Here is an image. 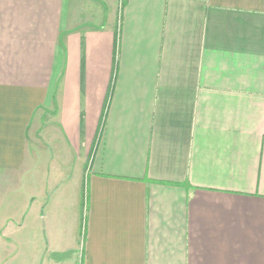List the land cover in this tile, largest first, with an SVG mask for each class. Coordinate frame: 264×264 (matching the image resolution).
Returning a JSON list of instances; mask_svg holds the SVG:
<instances>
[{
    "label": "crops",
    "instance_id": "0c3cea01",
    "mask_svg": "<svg viewBox=\"0 0 264 264\" xmlns=\"http://www.w3.org/2000/svg\"><path fill=\"white\" fill-rule=\"evenodd\" d=\"M47 151L54 264H264V0H0V246Z\"/></svg>",
    "mask_w": 264,
    "mask_h": 264
},
{
    "label": "rangeland",
    "instance_id": "374dc122",
    "mask_svg": "<svg viewBox=\"0 0 264 264\" xmlns=\"http://www.w3.org/2000/svg\"><path fill=\"white\" fill-rule=\"evenodd\" d=\"M38 159H40V161L42 160V162H37L35 170L33 174H31L32 179L30 181V186L31 188H34L37 199L30 211V223H28V226L25 224L24 228L19 233L21 236L25 237H27L29 233L30 239H33L34 242L31 241L30 244L26 243L17 247L12 245H9L8 247L0 246V264H54L53 259L55 260L59 258V254L57 256L56 253L60 248L59 244L61 243L59 227H61L60 225L64 226V224H66L70 230L72 226L71 212L73 208L72 200L74 197L70 184L64 186L58 191H50L51 186L56 185L61 178L65 177L64 174L67 171V167L59 163L58 160H53L49 163L48 151L47 154L41 153ZM49 171V183L51 186L48 189V192H45L44 186ZM60 175L61 178L59 177ZM61 191H64L65 194H60ZM50 196V202L45 205L47 197L50 198ZM59 199H61L62 208L65 209V212L60 208L61 202H57ZM25 200L26 198H20L21 210L25 208ZM47 232L49 235L47 238L53 241V245L56 246V248L52 250L53 254L52 252L49 253V250H46L48 243L46 238ZM57 241L59 244H56ZM49 255L52 257L51 263L48 262L50 261ZM4 256L5 261H2V257Z\"/></svg>",
    "mask_w": 264,
    "mask_h": 264
}]
</instances>
